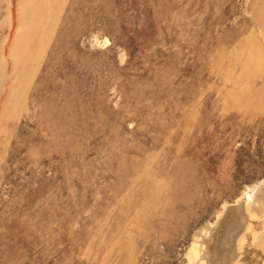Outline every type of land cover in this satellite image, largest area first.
<instances>
[{"label":"rangeland","instance_id":"1","mask_svg":"<svg viewBox=\"0 0 264 264\" xmlns=\"http://www.w3.org/2000/svg\"><path fill=\"white\" fill-rule=\"evenodd\" d=\"M0 264H264V0H0Z\"/></svg>","mask_w":264,"mask_h":264},{"label":"bare ground","instance_id":"2","mask_svg":"<svg viewBox=\"0 0 264 264\" xmlns=\"http://www.w3.org/2000/svg\"><path fill=\"white\" fill-rule=\"evenodd\" d=\"M243 201H246L245 196L243 197L242 204L240 201L239 205L234 206L232 209L228 208L230 216H225L223 218L221 228H216L215 232L210 237L209 246H215V248L211 250V256H213L214 260H218L219 257L223 258L225 255H230L231 259L237 256L235 250L238 247L240 248V246H236L235 240L238 235L241 234L243 230L242 226L245 224L244 220L247 217V210H244L245 204Z\"/></svg>","mask_w":264,"mask_h":264}]
</instances>
